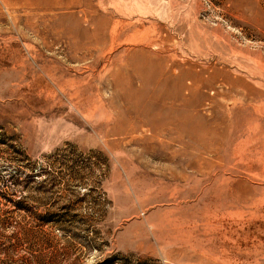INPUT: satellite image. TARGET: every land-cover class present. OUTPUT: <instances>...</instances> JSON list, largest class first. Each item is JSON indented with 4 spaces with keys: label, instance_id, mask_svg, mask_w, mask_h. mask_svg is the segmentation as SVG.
Returning <instances> with one entry per match:
<instances>
[{
    "label": "rangeland",
    "instance_id": "1",
    "mask_svg": "<svg viewBox=\"0 0 264 264\" xmlns=\"http://www.w3.org/2000/svg\"><path fill=\"white\" fill-rule=\"evenodd\" d=\"M0 264H264V0H0Z\"/></svg>",
    "mask_w": 264,
    "mask_h": 264
}]
</instances>
